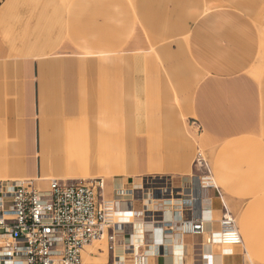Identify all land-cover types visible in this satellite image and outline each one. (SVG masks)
<instances>
[{"label": "crops", "instance_id": "0c3cea01", "mask_svg": "<svg viewBox=\"0 0 264 264\" xmlns=\"http://www.w3.org/2000/svg\"><path fill=\"white\" fill-rule=\"evenodd\" d=\"M7 1L0 0V180L36 179L35 184L44 189L51 178L63 181L102 178L105 197L112 198L118 188L127 191L124 198L130 201V210L124 203L118 208V217L124 222L125 230L120 240L124 242L135 232L131 211L162 209L159 205L162 202L155 203L151 190L139 187L130 178L131 170L109 152L116 142L107 140V124L116 114L117 119L121 115L123 86L116 74L121 73V68L115 58L98 62L89 59L115 57L122 49L123 40L130 38L127 18L122 20L126 17L123 0H73L66 13V44L60 49L52 46L40 49V53L38 49L28 53L24 43L13 42L7 34L4 19ZM99 6L105 9L102 21L97 14ZM229 9L216 8L201 14L192 23L187 40L188 54L205 78L193 92L188 111L196 118L192 123H198L197 126L205 130L210 142L218 139L217 136H229L247 126L245 121L230 118L235 105L233 100H225L239 90L224 88L219 91L213 85L240 76L259 53V33L253 21L240 19L235 22L252 24L253 29L248 32L238 31L237 26L229 32L224 27L231 23L227 19ZM243 39L254 42V48L248 41V45L244 44ZM139 55L133 54L127 83L129 128L134 137L152 134L148 117V99L152 97L148 90L150 82L146 79V64ZM99 72H109V78ZM164 175L184 193L196 192L195 206L184 215L205 217L207 232L220 229L219 219L225 211L231 215L228 205L232 198L219 186L199 189L195 184L190 185L189 177L175 179L172 174ZM243 212L255 215L260 211L244 208ZM218 215L220 218H215ZM171 216L173 218L174 214ZM163 233V229L162 233L150 228L145 231L148 264H246L237 246L220 250L217 242L208 246L204 235L198 234L176 233L179 235L173 234L169 239L164 235L166 239L161 242ZM173 236H176L178 252L174 253H178L179 262L171 251ZM244 236L249 243V235L245 233ZM158 243L163 245L159 246V254ZM84 253L85 249L82 258ZM124 254L122 244L113 253L116 257Z\"/></svg>", "mask_w": 264, "mask_h": 264}, {"label": "rangeland", "instance_id": "374dc122", "mask_svg": "<svg viewBox=\"0 0 264 264\" xmlns=\"http://www.w3.org/2000/svg\"><path fill=\"white\" fill-rule=\"evenodd\" d=\"M8 2L4 17L6 32L13 42L24 43L28 53L36 49L40 53V49L51 46L60 49L66 44V13L73 0ZM101 7L97 13L100 21L105 15V9ZM230 7L234 9L230 10ZM216 8L229 9L227 19L232 24L224 25L229 32L236 30V26L240 32L252 31V24L235 22L240 19L253 21L260 41L259 53L245 72L234 80L213 85L219 91L224 88L241 91L225 100H233L235 105L230 118L245 121L247 126L232 135L217 136L218 139L210 142L205 130L198 127V123H192L196 118L188 111L193 92L205 78L188 54L187 40L196 18ZM123 11L126 17L122 20L127 18L131 36L123 40L121 51L115 57L89 58L96 62L115 58L121 68V73L116 74L123 86L122 108L120 118L117 119L116 114V120L109 119L107 124V140L116 142L109 152L125 163L132 172L130 178L135 181L152 174L190 178L198 173L193 167V159L197 151L202 152L215 184L232 198L228 209L243 239L237 246L239 252L246 264H264V0H123ZM241 41L246 45L249 42L254 48V42ZM135 53H139V59L146 64L148 90L152 95L148 99L149 132L152 134L138 137L132 136L129 128L127 96L129 66ZM74 55L80 58L77 53ZM98 74L109 78V72ZM107 144L108 148V141ZM244 208L259 209L260 212L243 214ZM245 233L249 235V243ZM229 247L220 245L217 248ZM110 257L105 241L100 240L85 247L83 262L109 264Z\"/></svg>", "mask_w": 264, "mask_h": 264}, {"label": "built area", "instance_id": "2783aa9c", "mask_svg": "<svg viewBox=\"0 0 264 264\" xmlns=\"http://www.w3.org/2000/svg\"><path fill=\"white\" fill-rule=\"evenodd\" d=\"M192 163L198 173L190 176V185L217 189L200 151ZM138 180L139 187L150 189L154 199L163 200L159 204L162 209L170 207V217L164 218L162 209L133 210L132 230L134 222L141 220L152 223L153 231L162 233L163 229L161 242L166 239L164 235L179 233L206 235L208 246L213 242L227 247L242 244L234 219L226 211L219 219L217 232L205 230L202 215L185 217L184 212H191L197 202L196 192L184 193L172 185L169 176L152 175ZM126 194L118 188L112 198L105 197L102 178L51 179L44 189L32 179L0 180V264H84L85 247L100 240L106 242V249L112 254L110 264H148L144 234L137 245L131 235L124 242L120 240L125 230L118 217L119 204H126L128 210L131 206L124 198ZM120 244L125 251L123 258L113 255ZM159 246L163 245L157 244L158 254Z\"/></svg>", "mask_w": 264, "mask_h": 264}, {"label": "bare ground", "instance_id": "6f19581e", "mask_svg": "<svg viewBox=\"0 0 264 264\" xmlns=\"http://www.w3.org/2000/svg\"><path fill=\"white\" fill-rule=\"evenodd\" d=\"M136 182H139V181L136 180ZM137 185H138V183H137ZM148 200L151 201V198H149ZM153 200L156 201V202H159V201L162 202L163 201V200H157V199H153ZM169 209H170L169 206H163V209L162 210H164V214H163L164 215V218H169L170 217V213L168 212ZM151 227H152V223L147 222V221H141V220H139V221L134 222V230H135V232L133 233L132 240H133V242H134L135 245L138 244V241H139L140 237H142L143 234H145L146 229L151 228ZM176 235H179V234H176ZM167 237L169 239V237H172V236L167 235ZM175 237L176 236H173V240L174 241L171 244V251H172V253L178 252L177 251L178 245H177V242L175 240ZM224 247H227V246H224ZM174 255H175L174 257H175L176 261L179 262V258L180 257L178 255V253H174ZM121 258H123V256H121Z\"/></svg>", "mask_w": 264, "mask_h": 264}]
</instances>
